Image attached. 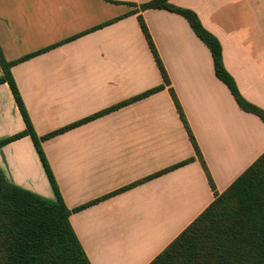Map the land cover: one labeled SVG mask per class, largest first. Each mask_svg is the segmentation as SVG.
Returning <instances> with one entry per match:
<instances>
[{"label": "crops", "instance_id": "0c3cea01", "mask_svg": "<svg viewBox=\"0 0 264 264\" xmlns=\"http://www.w3.org/2000/svg\"><path fill=\"white\" fill-rule=\"evenodd\" d=\"M150 1L0 0V48L6 62L20 61L11 74L38 137L163 86L41 143L90 264H150L214 200L169 89L217 194L264 154V123L238 107L182 16L140 10ZM168 3L196 14L240 95L264 110V0ZM24 130L0 84V140ZM0 170L12 185L54 199L29 137L0 148Z\"/></svg>", "mask_w": 264, "mask_h": 264}, {"label": "trees", "instance_id": "16d2710c", "mask_svg": "<svg viewBox=\"0 0 264 264\" xmlns=\"http://www.w3.org/2000/svg\"><path fill=\"white\" fill-rule=\"evenodd\" d=\"M168 1L152 0L141 5L140 10H165L182 16L196 37L209 50L214 75L227 87L238 107L246 113L257 116L264 123V110L244 100L234 80L225 70L218 40L203 28L196 14L190 10L176 8ZM138 23L164 85L170 87L165 69L140 16H138ZM18 62L20 61L6 62L0 48L2 71L0 84L6 83L9 86L25 125L23 132L0 140V148L23 137H29L54 199L49 200L12 185L0 170V264H90L70 225L69 216L72 211L64 204L41 143L80 123L143 99L161 90L163 86L114 106L83 122L38 137L11 74V68ZM169 92L195 155L214 192V200L150 264H264V154L223 193L217 194L180 105L174 93L170 89ZM191 161L192 159L178 164L168 171Z\"/></svg>", "mask_w": 264, "mask_h": 264}]
</instances>
